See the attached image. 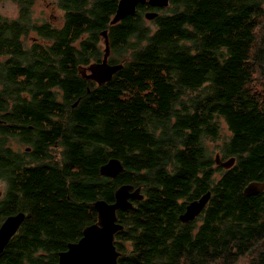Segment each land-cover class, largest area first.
<instances>
[{
    "label": "trees",
    "instance_id": "1",
    "mask_svg": "<svg viewBox=\"0 0 264 264\" xmlns=\"http://www.w3.org/2000/svg\"><path fill=\"white\" fill-rule=\"evenodd\" d=\"M14 1L19 16L0 15V225L26 218L0 264H56L123 184L144 198L117 211L118 264H264V190L244 193L264 182V0L146 2L115 24L119 0H58L60 25ZM104 30L127 56L98 84L80 69L102 59ZM111 158L115 178L101 173Z\"/></svg>",
    "mask_w": 264,
    "mask_h": 264
},
{
    "label": "water",
    "instance_id": "2",
    "mask_svg": "<svg viewBox=\"0 0 264 264\" xmlns=\"http://www.w3.org/2000/svg\"><path fill=\"white\" fill-rule=\"evenodd\" d=\"M148 2L151 6L165 7L169 4V0H119L117 10L111 19V23L115 24L134 14L138 4ZM157 11H148L146 18L151 20L157 16ZM105 37V53L103 59L92 62L87 67H81L83 77L95 80L98 84L109 81L115 72L123 67L122 63H111L109 61V37L107 30L102 32ZM216 163L225 168H230L235 162V158L221 160L216 156ZM124 169L123 164L117 158L109 159L101 167V173L105 176L115 178ZM264 190V182L253 181L249 183L244 193L246 195H255ZM211 197V191H207L201 197L190 201L185 211L180 214L183 222L194 220L205 208ZM144 194L141 193V187H135L132 184H123L119 186L115 192V201L108 202L103 199L97 200L94 205L98 212V220L90 224L83 230L82 237L75 242L68 244L67 249L59 253L58 262L56 264H118L120 251L117 249L115 234L123 229L124 225L118 221V210L131 208L133 200H141ZM26 218L24 211L7 216L0 225V255L18 232L22 223Z\"/></svg>",
    "mask_w": 264,
    "mask_h": 264
},
{
    "label": "rangeland",
    "instance_id": "3",
    "mask_svg": "<svg viewBox=\"0 0 264 264\" xmlns=\"http://www.w3.org/2000/svg\"><path fill=\"white\" fill-rule=\"evenodd\" d=\"M57 1L58 0H36L35 5L33 7V18L38 22L47 20V21H52L57 25H60L62 22L61 20L62 11L59 9ZM0 15L9 20L16 19L19 16L18 3L15 2L14 0H0ZM147 22H150V20L147 19ZM33 37L34 35L32 34L25 39L27 45H30L32 43ZM101 44H102L101 47L105 52L106 44H105L104 36H102ZM103 56L104 54L102 55V59ZM124 56L127 55H124V53L120 51L113 50V48L110 46V40H109V60L115 59L117 60V62H122ZM10 144L15 149L23 150L24 148H26V146H24L20 142H17L16 140H11ZM220 146H221L220 141L216 142L214 141V139L211 138L204 140V148L206 153L211 154V156H215V159L216 156L218 155L220 159L223 160L219 152L216 153L215 155V152L219 149ZM54 153L57 154L58 150H56V152ZM5 189H6V183L5 181L0 179V198L3 195Z\"/></svg>",
    "mask_w": 264,
    "mask_h": 264
},
{
    "label": "bare ground",
    "instance_id": "4",
    "mask_svg": "<svg viewBox=\"0 0 264 264\" xmlns=\"http://www.w3.org/2000/svg\"><path fill=\"white\" fill-rule=\"evenodd\" d=\"M60 30V29H59ZM71 32V31H70ZM74 33V32H73ZM74 35V34H73ZM63 36V35H62ZM56 39V38H55ZM73 39V38H72ZM61 46H63V45H61ZM33 47V46H32ZM64 47V46H63ZM62 47V48H63ZM189 47V46H188ZM46 51V50H45ZM88 52V51H87ZM43 59V58H42ZM261 61V60H260ZM158 63V62H157ZM201 78V77H200ZM122 93V92H121ZM131 100V99H130ZM175 100V99H174ZM123 102V101H122ZM123 106V105H122ZM76 109V108H75ZM124 112V111H123ZM191 129V128H190ZM91 141V140H90ZM134 147V146H133ZM198 155V154H197ZM193 156V155H192ZM203 156V155H202ZM132 159V158H131ZM123 162V161H122ZM23 224V223H22Z\"/></svg>",
    "mask_w": 264,
    "mask_h": 264
},
{
    "label": "flooded vegetation",
    "instance_id": "5",
    "mask_svg": "<svg viewBox=\"0 0 264 264\" xmlns=\"http://www.w3.org/2000/svg\"><path fill=\"white\" fill-rule=\"evenodd\" d=\"M95 81V80H94Z\"/></svg>",
    "mask_w": 264,
    "mask_h": 264
}]
</instances>
